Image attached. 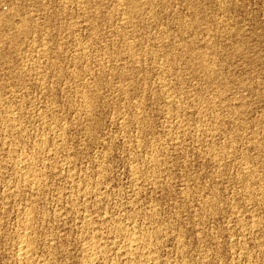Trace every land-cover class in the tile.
I'll use <instances>...</instances> for the list:
<instances>
[{
    "label": "rangeland",
    "instance_id": "obj_1",
    "mask_svg": "<svg viewBox=\"0 0 264 264\" xmlns=\"http://www.w3.org/2000/svg\"><path fill=\"white\" fill-rule=\"evenodd\" d=\"M0 264H264V0H0Z\"/></svg>",
    "mask_w": 264,
    "mask_h": 264
},
{
    "label": "bare ground",
    "instance_id": "obj_2",
    "mask_svg": "<svg viewBox=\"0 0 264 264\" xmlns=\"http://www.w3.org/2000/svg\"><path fill=\"white\" fill-rule=\"evenodd\" d=\"M85 96V95H84ZM11 123V122H10ZM25 162V161H24ZM30 162V161H29ZM27 163V162H26ZM35 164V163H34ZM29 166V165H28ZM26 174V173H25ZM34 175H36V174H34ZM29 176V175H28ZM41 176V175H40ZM38 177V176H37ZM36 177V178H37ZM30 180V179H29ZM28 181V180H27ZM37 181V180H36ZM35 182V181H34ZM36 183V182H35ZM28 213V212H27ZM120 228V227H119ZM23 236V235H22ZM132 236V235H131ZM146 236V235H145ZM140 237V236H139ZM134 240V239H133ZM137 240V239H136ZM146 240V239H145ZM147 241V240H146ZM133 243V242H132ZM140 243V242H139ZM147 243H148V241H147ZM26 244H28V243H26ZM140 244H142V243H140ZM100 248V247H99ZM140 248V247H139ZM143 248V247H142ZM93 251V250H92ZM147 251V250H146ZM95 253V252H94ZM135 254V253H134ZM146 254V253H145ZM139 258V257H138ZM93 260V259H92ZM152 260V259H151ZM155 261V260H154Z\"/></svg>",
    "mask_w": 264,
    "mask_h": 264
}]
</instances>
